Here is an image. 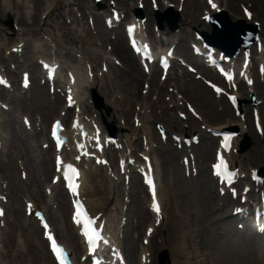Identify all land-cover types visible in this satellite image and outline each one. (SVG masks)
Returning <instances> with one entry per match:
<instances>
[{"label":"rangeland","instance_id":"1","mask_svg":"<svg viewBox=\"0 0 264 264\" xmlns=\"http://www.w3.org/2000/svg\"><path fill=\"white\" fill-rule=\"evenodd\" d=\"M90 2L92 0H89ZM232 2H234V0H231ZM252 4L254 5V10L256 11V13L258 15H264V0H259L258 2H254V0H251ZM43 2V0H32L31 3H33L36 7L41 5V3ZM78 2L80 4H84V0H78ZM189 3V2H188ZM244 4L246 5V3L244 1L236 3L235 5L232 4V8H236L235 6H238L239 4ZM69 9H72V7H70ZM76 9V8H75ZM238 13H240L239 9L237 10ZM0 19H1V23H0V27H3V17L2 14H0ZM263 20V19H262ZM189 21V16L186 15L184 21L182 22L183 25L181 26V33L183 32H188L190 29H192V26L190 28H188L187 24ZM102 25H98L97 28H95V30H93V36L97 37V31H99L101 29ZM75 29V27L69 26V29ZM115 35L111 36V38H113ZM110 37V36H109ZM38 39L40 40V38L38 37ZM101 39V38H99ZM181 39H183L184 42L181 43V45L178 47V54H180L181 56L185 57L186 59H190L189 56V48H188V43L191 40V34L189 37L187 36H182L181 34ZM42 43H46L45 41ZM47 44V43H46ZM98 44H100V42H98ZM49 45L47 44V46L44 45V48L47 49V51L49 50ZM70 49H75L77 51H85V54H90L89 52V47L84 45V48L81 50L79 46H72L70 44V42L67 41H63L62 40V44L59 45V50L62 53H70ZM106 49V47H105ZM105 49H101L102 52H100V54H103V51H105ZM115 68V67H114ZM117 69V68H115ZM97 70H99V67L97 68ZM109 76V83H112V85L114 86V88L117 90L115 84V76L113 75V71H110ZM15 79L18 81V76L15 77ZM178 80V94L179 97H185V100H188L189 102H192L195 107L204 115L205 119L208 120V123L212 124V125H218V124H222L224 122H226L227 120H229V116H227L225 114L226 111L228 110H224L223 113H219L216 109V107H214V98L212 97V95L210 94V92L204 87V85L200 82L197 81H193L192 77L188 76L187 74H183L181 75L179 78H177ZM167 87H169L168 89H165L164 94L161 97V103L162 106H160L157 102V97L156 96H152L151 98H149V100H144L143 104H146L148 107L152 106L154 108V113L153 115H155V120L153 119L152 116L148 115V121L149 124L146 125L147 130H152L153 131V123L154 122H161L159 119L162 118L163 116L167 117H172L173 121L176 119V116L172 115L173 112H171L170 110V103H168V100L170 99V95L172 94V91H175V89L173 88V83H171V81H169L166 84ZM117 91L121 92L120 89H118ZM119 92H116L118 97H123V95ZM44 95H43V94ZM32 96L35 97L34 100L37 98V101L33 103L32 106H30V99H27L26 101L28 102H13L10 105L11 107V113H3L2 117H3V123L0 126L5 138H7L6 141V152H5V157L3 158V160L7 161L6 165L7 167H9V173H10V177L9 179H7V181H9L10 185L12 186L13 183L11 180H13L15 183L17 181V183L19 184L18 181V173L16 171V169L14 168V161L16 159H22L24 162H22L23 167L28 170V173L30 174L31 172L29 171V164L30 160L32 158H36V156H42L41 152L39 150V146H40V139L37 137H34L33 135H28L25 131H24V127L21 125V116L22 115H27L29 116L32 121H34L35 117H38L39 120L41 121V123L44 125L45 123H48L52 118L58 116V113L60 111L57 110V112L55 113H51L49 114L47 111V107H45V104L47 105L48 102V96H47V91L46 89H42L41 87L36 86L34 87V90L32 91ZM101 96V95H100ZM260 96L264 97V88H260ZM102 97V96H101ZM103 98V97H102ZM30 101V102H29ZM44 102V104L40 103V102ZM156 101V102H154ZM103 103H110L109 100L104 99L103 98ZM136 103H126L125 105H127V108L129 109V116L131 117L133 112L136 113L137 111H135V106ZM155 104V105H154ZM61 106H62V101H61ZM122 106L123 103H122ZM226 107V105H225ZM227 108V107H226ZM262 108V113L264 115V104L261 106ZM163 109H165L166 113H163ZM103 110V109H101ZM105 111V110H104ZM163 113V116H162ZM111 113H109L108 115L105 114L108 117H112L110 115ZM117 125V123L114 122V125ZM171 130L174 131H179V126L175 123L172 122L171 124ZM253 133V131H252ZM155 142V141H154ZM205 142V141H204ZM261 141L259 138H252V146L250 148V152L246 153L245 156L242 157L243 163H245L247 160L251 162V165L257 167L258 163L261 162V158H262V154L264 153V149H263V144H259ZM154 145H157L156 142ZM137 148L140 149V143H137ZM168 149H170V147L166 146H162L159 149L155 150L156 152L153 154L157 164L159 165L160 168V172L162 171L164 173L163 176V187H162V191H163V197L164 199L167 201V207H166V213L167 215H170L174 208L178 209L179 211L181 210L182 213H185L184 215L189 216L188 214H191L189 210H194V206L197 203H200V201H203V198L201 196H198L196 198L193 197L196 196L195 195V191L196 186H200V184H197L200 180L197 181V183H194L191 186V182L184 180L183 175H182V168L180 167V163H179V159L181 157V154H178L177 151H175L174 149L171 148V150H173L174 152L172 153L171 159H164L163 156L165 154L166 151H169ZM203 148H201V146L199 148L195 149L196 155L199 157V153L201 152ZM174 153L177 154V156L174 155ZM258 154V156H257ZM167 158V157H166ZM165 161V162H163ZM248 161L245 164H248ZM28 162V163H27ZM4 163V162H3ZM36 163V162H35ZM24 164L26 165V167L24 166ZM244 167L246 168V165H244ZM207 172H208V166H205ZM2 176H3V172H2ZM200 179V177L198 178ZM202 180H204L205 178L202 177ZM31 183V182H30ZM193 183V182H192ZM44 186V185H43ZM24 189H27L26 187H23ZM133 191L134 193H138L139 189H137L136 185H134L133 187ZM28 191L33 190V188H29L27 189ZM26 197V196H24ZM121 198V196H120ZM140 200H133V203L130 207V211H131V217L133 219H135L137 216L139 217L138 211L141 212L140 206H139ZM213 207V205H212ZM20 208L22 209V203L20 204ZM210 208L205 209V212L202 213V215H208L210 213ZM22 213V211H21ZM10 215V213H9ZM9 220H13L14 222V218L9 217ZM198 222L197 220L194 221V223ZM174 224V223H173ZM172 224V226H173ZM205 225L200 226V231L203 230V228H205ZM167 230H169L168 232H165L164 237H166L167 240H172L171 237V230L172 228L167 227ZM9 231V228H8ZM7 231V232H8ZM6 232V234H7ZM13 232H14V237L18 234V231L14 225L13 228ZM211 232V230H210ZM17 233V234H15ZM208 235V234H207ZM204 238L202 237L203 241L201 243V248L205 251H207L209 254H211L214 257V262L215 264H238V262L240 263L241 260V252H240V248L238 245H230L229 243V239L225 242L222 241V239L218 238L217 236H212V234H209L208 236L204 235ZM161 237V235H160ZM213 239V240H212ZM12 244V243H11ZM13 247L11 245H8V247L5 248V253L2 255V257H0V263L1 264H8L9 261H13ZM134 257V255H133ZM234 257L237 258V260L234 259ZM17 264V263H14ZM241 264V263H240Z\"/></svg>","mask_w":264,"mask_h":264},{"label":"bare ground","instance_id":"2","mask_svg":"<svg viewBox=\"0 0 264 264\" xmlns=\"http://www.w3.org/2000/svg\"><path fill=\"white\" fill-rule=\"evenodd\" d=\"M54 1H55V6L54 7L49 6L46 9V11H48V12H47V15L45 18L48 20V18L50 16H55V18L58 21H62V19H63V22H64V16L62 14L55 15L54 12L56 11L57 7H60L63 4L66 5V1H64V0H54ZM117 2H119V0H117ZM45 3H46V1H45ZM67 5H69V3ZM194 6H196V4H194ZM22 9H23L22 5L19 6V5H15L13 3L12 10L17 11V10H22ZM2 12L6 13L9 11L6 8L2 7ZM37 13L39 14L40 12L38 11ZM85 17H86V14L84 13L83 18H85ZM37 22H38L37 19L34 18L33 25L37 24ZM23 25H25V24H23ZM50 25H59V22L56 24L53 21H51ZM50 25H48V23H46L44 21L42 29H43L44 33L46 32L47 35H49L51 37L52 36L56 37V34L54 31H52V28ZM60 25L64 26L63 23H61ZM64 35H66V33ZM102 36L105 39V35H102ZM70 39H71V42L73 44L77 41L76 37H74L73 35ZM86 39L89 40L88 35H86ZM111 45L113 46V53L115 54V56H118L123 61V64H124L123 69L118 71L120 73V76H118V81H121L123 83L124 93L128 94L131 97V99H135L137 92H134L131 89L136 90L137 87H140L141 83L145 79V77L140 72V69H139L138 65L136 64L135 60L131 58L132 56H131L128 48L126 47L125 42H124V38L122 36H119L118 41L116 43H111ZM99 58L100 57L98 55H96L94 57L95 60H98ZM103 90H104V95L106 97H108L109 99H113V94H114L113 91H111L110 89H108L106 87H104ZM162 92H163V89L159 88V94H162ZM137 99L140 100L141 97L138 96ZM115 101H117L116 98L114 100V103H115ZM56 106L57 105H54L51 108V111L55 110ZM118 113L120 114L119 115L120 117L118 118L119 121L123 120V122L125 123L126 118L124 116V113L126 114L127 111H125L123 113H122V111H118ZM121 128H123V127H121ZM203 155L205 157H208V151L205 152ZM46 174H47V166L44 167V170L41 173V176L44 177V176H46ZM90 176H91V171L85 172V177H87V179ZM85 177H84L83 192L85 194L86 200L88 199V205H89L91 211L93 213L104 212L106 214V210L108 211L109 206L112 205V203H113L112 201H114L113 199L116 198V196H114L112 194H109L108 196H107V194L104 195V194H102V192H106V191L103 190L101 192V190L97 187H94V186L90 187L88 184L86 185ZM34 179H35L37 186H39L40 180H42V178L41 177L38 178V175L35 174ZM94 181H95V179H94ZM98 196L99 197L103 196V197L102 198L100 197L98 199ZM205 218L210 220V221H213L214 219H216V216L215 215L205 216ZM179 222H180L179 229L183 230L184 228H186L188 226V225L187 226L184 225V222L182 221L181 217L179 219ZM18 225H19V228L22 229V223L20 221H18ZM28 230H29V232H28L29 236H28V242L27 243H29L30 246L34 247V249H35V247L37 246V244H36L37 230H35L31 227ZM67 234H69V233H67ZM71 234L73 235L72 230H71ZM177 240L181 241V236H177ZM39 243L42 244V240H40ZM79 248H80V246H79ZM183 251H186V245L184 246ZM35 253H36L35 257L37 259L36 264H43V263L44 264H51L52 263L47 252L43 253L42 255H38V253L36 251H35ZM183 256L185 257L186 254H183ZM187 260L190 261V257L187 256ZM22 261L25 262L24 260H22Z\"/></svg>","mask_w":264,"mask_h":264},{"label":"snow or ice","instance_id":"3","mask_svg":"<svg viewBox=\"0 0 264 264\" xmlns=\"http://www.w3.org/2000/svg\"><path fill=\"white\" fill-rule=\"evenodd\" d=\"M209 4H210L213 8L216 7V5L212 3V0H209ZM205 19H208V18L205 17ZM25 79H27V78H25ZM230 79H231V77H229V80H230ZM0 83H3V81H0ZM249 83H251V82L249 81ZM25 86H27V85H25ZM215 91H216L217 93H219V92H220V89H219V88H216ZM57 127H58V125H57ZM53 135H55V133H53ZM57 163H58V164L60 163L59 159H58ZM68 167H69V171H72L74 174H76V170H75L74 168H72L70 165H69ZM219 167H225V168H226V163L224 162L223 159L220 160V165H219ZM149 184L151 185V182H149ZM153 198L155 199V193H154V190H153ZM29 207H31V206H29ZM153 207H154V209H155L157 212L159 211L158 206H156V205L154 204ZM0 215H3V213L0 212ZM79 217H80V213L77 212V214H76V223H78V224L80 223V219H79ZM45 228H47V225H45ZM83 235L86 237V239H87V241H88V243H89L90 245L93 244V243L95 242L96 237H95V233H94V232H93L92 234H90V232H89L88 230H86V231L83 232ZM47 239L50 240V241H52L51 250H52L53 254H54L55 257H56V260L59 262V264H64V255H65V253L63 252V249H61V248H59V247L57 246V244L55 243V241L52 240V237H51V236H47Z\"/></svg>","mask_w":264,"mask_h":264}]
</instances>
